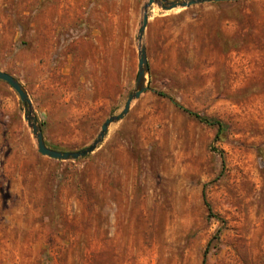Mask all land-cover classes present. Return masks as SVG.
<instances>
[{"label": "rangeland", "instance_id": "374dc122", "mask_svg": "<svg viewBox=\"0 0 264 264\" xmlns=\"http://www.w3.org/2000/svg\"><path fill=\"white\" fill-rule=\"evenodd\" d=\"M146 2L0 0V71L48 148L88 147L133 92L140 44L149 66L74 161L38 153L0 81V264H264V0L154 4L139 44Z\"/></svg>", "mask_w": 264, "mask_h": 264}, {"label": "water", "instance_id": "95a60500", "mask_svg": "<svg viewBox=\"0 0 264 264\" xmlns=\"http://www.w3.org/2000/svg\"><path fill=\"white\" fill-rule=\"evenodd\" d=\"M237 0H147L143 5V15L138 28L137 40L139 44L141 43L144 30L148 22V10L152 5H157L164 11H170L175 9H187L194 5L212 3V2H234ZM149 72V66L147 62L145 48L140 44L138 47V73L135 83V88L132 93L129 94L127 100L120 111L116 116H110L104 121L101 126L100 132L98 133L95 140L85 149L75 151V152H66V151H57L51 148H48L45 145L42 131L40 126L37 123V119L33 116L31 100L28 96L25 88L16 80L13 76L0 71V81L6 83L19 97L20 101L27 108V113L24 118L27 121V125L31 130V133L36 141L37 151L40 155L48 157L50 159L59 160V161H74L86 157L91 154L98 145L103 141L107 130L110 125L119 122L122 120L128 113L131 103L137 100L142 93L147 90L146 86V76Z\"/></svg>", "mask_w": 264, "mask_h": 264}, {"label": "trees", "instance_id": "16d2710c", "mask_svg": "<svg viewBox=\"0 0 264 264\" xmlns=\"http://www.w3.org/2000/svg\"><path fill=\"white\" fill-rule=\"evenodd\" d=\"M177 106H179V105H177ZM179 108L181 110H183L184 112H186L188 115L194 117L195 119H197L200 122L206 123L208 125L217 126L219 134H221L222 131H224V129H226V125L223 122H221V121H219L217 119H211V118H207V117L201 116V115H199L197 113H193L191 111H188V110L184 109L183 107H179ZM203 198H204V194H203ZM204 202L206 204V201H204ZM207 208H208L209 212H211V209H210V207L208 205H207Z\"/></svg>", "mask_w": 264, "mask_h": 264}, {"label": "bare ground", "instance_id": "6f19581e", "mask_svg": "<svg viewBox=\"0 0 264 264\" xmlns=\"http://www.w3.org/2000/svg\"><path fill=\"white\" fill-rule=\"evenodd\" d=\"M47 26V25H46ZM46 26L44 28H46ZM45 30V29H44ZM100 75V74H99ZM96 87V86H95Z\"/></svg>", "mask_w": 264, "mask_h": 264}]
</instances>
